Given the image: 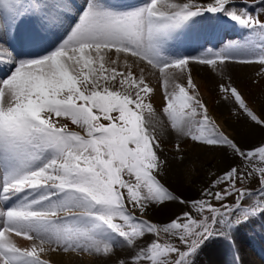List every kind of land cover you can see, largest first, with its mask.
I'll use <instances>...</instances> for the list:
<instances>
[{
	"label": "snow or ice",
	"instance_id": "obj_1",
	"mask_svg": "<svg viewBox=\"0 0 264 264\" xmlns=\"http://www.w3.org/2000/svg\"><path fill=\"white\" fill-rule=\"evenodd\" d=\"M229 3L216 0L204 8L192 0H146L122 8L112 0H84L64 36L52 42V30L67 23L66 5L59 0H0V38H19L31 57L15 60L0 78V264H49L41 258L47 252L108 257L116 247L142 242L146 234L156 239L134 257L136 262L193 264L215 225L231 229L257 214L256 208L241 204L253 194L243 187L251 174L232 165L204 193L220 202L235 196L233 206L221 203L223 212L209 199H195L191 204L199 218L184 212L158 227L130 211L144 213L177 200L158 178L165 162L146 118L154 112L146 102L154 88L141 65L164 77L162 111L178 135L200 147L230 149L241 161L251 162L254 156L264 161V146L245 151L220 130L190 72L187 86L168 90L167 69L183 72L189 59L166 56L167 45L204 12L224 13L249 29V36L211 58H198L199 64L213 70L228 61L248 65L256 62L251 58L255 53L264 66V20L247 9L238 14L226 7ZM25 17L31 19L22 23ZM122 54L133 59L140 74L127 58L125 70H119ZM219 90L264 128V119L237 87L221 83ZM259 172L256 194L264 197V167ZM225 183L227 188L215 191ZM161 233L168 242L160 241ZM16 237L38 243L20 247Z\"/></svg>",
	"mask_w": 264,
	"mask_h": 264
},
{
	"label": "bare ground",
	"instance_id": "obj_2",
	"mask_svg": "<svg viewBox=\"0 0 264 264\" xmlns=\"http://www.w3.org/2000/svg\"><path fill=\"white\" fill-rule=\"evenodd\" d=\"M61 1L63 0H59V2ZM78 1L83 5L84 0ZM131 1H134L135 7L142 6L146 3V0ZM231 1L232 0H230V2ZM181 2H188V0H162V3L167 4ZM192 2L200 4L203 7L206 4H215L216 0H192ZM70 3L71 7L66 9L68 12L67 20L69 19L73 21L76 19V13L81 7H77L71 1ZM135 7L130 6L126 8ZM227 8L236 9V7H233L230 4L227 5ZM222 14L224 17H227L224 13ZM30 19V17H25L26 23ZM193 20L195 21L194 23H187L177 32L175 38L167 45L165 52L166 56L171 59L181 57L189 59V65L183 72L176 68L167 69L169 91H172L175 84L183 85V80L187 78V74L190 72L191 76H194L195 84L200 92V98L201 95H203L209 100V85L217 83L225 84L227 81L233 82L235 85L241 87L245 81H248L253 77L254 74L252 72L254 70H260L262 66L258 63V56L255 53L251 54V58L256 62L248 65L228 61L223 65L218 64V68L213 70L210 66L199 64L197 62L198 58H211L214 53H222L225 50L230 49L234 42L245 41L249 36V32L243 35L244 38L229 35L221 40L220 32L217 34L218 24L216 19L203 14L201 17L193 18ZM228 20L231 21V19ZM64 25H66V23ZM227 28V26H224L221 30ZM52 31L53 40L54 37H57L58 29L54 28ZM194 37L198 38L199 42L196 43L195 48H190V40L192 43ZM9 39V36L0 38L1 56L7 57L11 55L10 50L6 46V41H9ZM16 41L19 43L21 42L19 38ZM126 58L129 63L133 64V72L140 74V68L136 66L133 59L125 57L123 54L118 61L119 70H125L123 68V63ZM237 58L239 59L242 57L238 56ZM112 59L115 60L117 57L112 56ZM107 66L109 65H106V67ZM141 66L144 67L143 75L146 82L149 83L154 90L157 88L156 84L160 83V81L163 85L164 77L157 69H153L151 66L146 65ZM158 87L159 91H163V87ZM217 87L219 88V86ZM150 100L153 102H159L157 95H151ZM227 108L228 105L226 102L220 103L216 109L210 107L209 111L212 114L211 117L217 118L215 116L216 113L219 114L218 116L220 117L227 112ZM259 109L260 107L256 110L253 108V111L264 119V107L260 110ZM235 118L234 119L237 121L234 122V124L226 122V119L224 118L220 120L217 119L219 122L218 125L222 126H219L220 130L225 132L230 138L234 139V141L245 151L261 147L264 144V128L251 122L249 118L241 120L240 115ZM148 120L150 127L154 129L157 138L165 135L169 141H176L183 137L171 129L170 122L166 121L165 118L156 117V119L148 118ZM213 154L219 157L221 162V174L219 176L223 175L225 171L229 169L230 165H237L238 158L227 148H205L194 144L192 146V155L190 156H164L163 153H159L161 159L165 163L160 170L158 178L169 188L173 195L177 197V200L166 202L164 206L151 208L144 213L138 212L136 213V215H138L137 218L149 220L150 222L156 223L158 227H163L166 223L171 222V220L175 219L177 216L182 217L184 212H192L194 214L196 211L192 207L191 202L195 199H206L207 197H205L204 193L210 190V187L200 183L198 180L196 181H198L197 183L199 185L195 186L194 184H197L196 181H194L195 179L193 180L194 182L191 180L184 182L183 179L186 178L185 173L187 172L188 166L203 158L213 156ZM259 196L260 195L258 194L256 195L257 199H255L250 206L257 209V214L249 217L247 220L237 222L231 229L226 230L223 225L217 224L219 226L214 229V235L201 246L199 252L193 258V264H264V212L260 211V208L264 206V197ZM180 200L185 201V203H180ZM15 240L20 247H31L33 243H38V241H26L22 237H16ZM153 240L154 237L152 234H146V237L143 238L142 242L132 247L127 245L116 247L114 248L113 253L108 257L80 253H70L66 256L52 255L48 257L46 253H42L41 258L49 261V264H121V262H123V264H148L147 261L136 262L134 257L140 254L141 249L147 248ZM45 246L48 247L47 245Z\"/></svg>",
	"mask_w": 264,
	"mask_h": 264
},
{
	"label": "rangeland",
	"instance_id": "obj_3",
	"mask_svg": "<svg viewBox=\"0 0 264 264\" xmlns=\"http://www.w3.org/2000/svg\"><path fill=\"white\" fill-rule=\"evenodd\" d=\"M229 4L232 5L233 7H236V9H234V10H236L238 14L242 10L247 9L253 16H257L261 20H264V11L261 10V9H264V3H262L261 0H232ZM209 5H214V4H206L203 7L206 8ZM226 7H227V5H226ZM228 19H230V17H228ZM233 22H235V21H233ZM240 31H245V33L246 32L248 33L249 29L244 27ZM252 73L254 74L253 77L250 80L245 81V83H243L241 87L235 85V83H233V82H227V81H226L225 85L231 84L232 86L237 87V89L242 93L244 98H246V102L248 103L249 107L252 110H253V108H255V110H256L259 107H260V109L264 107V66H262L260 68V70H258V71L254 70ZM191 77L193 79V82L195 83V79L193 78L194 76H191ZM186 79H184L182 82L184 86L185 85L187 86ZM152 83L155 84L154 82H152ZM219 85L220 84L217 83V84L208 86L209 87L208 90H209V94H210L209 100L207 97H204L203 95H201V99L205 103V105L208 108L211 107V108L216 109L220 103L226 102V104L228 105L227 112L225 114L221 115L222 118L226 119V122H230V123L234 124V122L237 121V120H235L236 119L235 117L239 116V115H240L241 120L248 119V117L242 111L239 110V108L231 101V99L225 100L223 98L225 94L219 90V88L217 87ZM156 86H157V88L155 87L156 89L154 90V93L152 95H157L159 102L158 101L153 102L150 100V98L146 101L148 103H152L153 109H154V112L152 115L149 116L146 113V118L147 119L148 118L156 119V117H160V118L162 117V118H165L166 121L170 122L167 115L165 113H163V111H162V108L166 103L164 95H163V91H159V89H158L159 88L158 86L163 87L162 82L160 81V83L156 84ZM209 115L210 116L212 115L210 111H209ZM218 115L219 114L216 113L215 116L217 118H212L216 121L217 124H219L218 120L222 119L221 116L219 117ZM197 119H199V117H197ZM61 120H62V118H61ZM62 122H64V121L62 120ZM219 126H221V125H219ZM70 127L72 128V130L80 131V129L76 128V126L70 125ZM157 139L159 140L160 147H161V151L159 153H163L164 156L171 155V156L180 157L182 155H187V156L192 155V146L194 145V143L191 141V139L189 137H181L180 139H177L176 141L175 140L169 141L165 135H162ZM176 145H180L179 151L177 150ZM262 146H264V144ZM237 161H236L237 165H234V166L239 167L242 172H246V173L251 174L248 177H246V179L243 183V187H245L249 192H251L253 194L250 196H246L245 199L243 201H241L242 206L245 208H248L252 205L254 200L257 199L256 193H258L259 189L261 188V184H260L261 174L259 172V169L261 167H264V161H261L259 156H254L252 158L251 162L241 161L239 158L237 159ZM220 164H221V162H220L219 157H217L214 154H213V156H208L207 158H203V159L197 161L196 163H193L192 165L188 166L187 172L185 173L186 178H184L183 181L184 182L189 181V180L193 181L195 179L194 181L198 180V181H200V183L208 185L211 189L213 183L219 177H222L224 175L223 174V175L219 176L221 174L220 173L221 172L220 171ZM198 181H196V183ZM183 185H184V183H183ZM194 185L196 186L199 184L197 183ZM222 187L227 188L228 187L227 183L220 185V186H217L215 191H220ZM206 199L211 200L212 204L216 208L220 209L221 212L225 211L223 208H221V203L229 205V206H233L235 204V196L228 197L223 202L216 201V200L212 199L211 197H207ZM130 211H132L134 215H136V213H138V212L141 213L140 210L137 208H130ZM203 215H209V213H204ZM232 215H234V214H229L230 217ZM136 216H138V215H136ZM193 216L195 218H199L201 216V214L198 212H195L193 214ZM217 219L219 220L220 217L218 216ZM218 226L219 225H217V226L215 225L213 228V231ZM154 239H156V237H154ZM159 239L162 243L168 242V240H169V238L163 233H161ZM206 242H207V240L204 243H206ZM176 243L178 244L179 242L176 241ZM46 255L49 257L52 255H62V256L65 255L66 256L68 254H63V253L58 254V253H53V252H47Z\"/></svg>",
	"mask_w": 264,
	"mask_h": 264
}]
</instances>
